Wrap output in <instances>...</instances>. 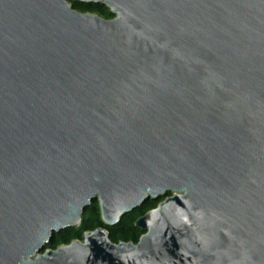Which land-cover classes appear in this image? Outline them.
Segmentation results:
<instances>
[{
  "label": "water",
  "instance_id": "obj_1",
  "mask_svg": "<svg viewBox=\"0 0 264 264\" xmlns=\"http://www.w3.org/2000/svg\"><path fill=\"white\" fill-rule=\"evenodd\" d=\"M0 264H264V0H0Z\"/></svg>",
  "mask_w": 264,
  "mask_h": 264
},
{
  "label": "trees",
  "instance_id": "obj_2",
  "mask_svg": "<svg viewBox=\"0 0 264 264\" xmlns=\"http://www.w3.org/2000/svg\"><path fill=\"white\" fill-rule=\"evenodd\" d=\"M71 4L74 8L81 11L90 9L104 17L111 15L105 5L100 2L84 3L79 1H72ZM154 200L147 199L139 207L132 209L128 213H125L115 226L109 228V238L112 241H117L119 239L135 241L141 230L133 225V220L138 214L142 213L146 209V207ZM100 223L101 221L98 217L95 205H89L87 206V209L83 211L82 220L78 225L74 227H66L53 232L49 242L45 245L53 247L57 241H68L74 236L78 237L82 230L93 228Z\"/></svg>",
  "mask_w": 264,
  "mask_h": 264
},
{
  "label": "flooded vegetation",
  "instance_id": "obj_3",
  "mask_svg": "<svg viewBox=\"0 0 264 264\" xmlns=\"http://www.w3.org/2000/svg\"><path fill=\"white\" fill-rule=\"evenodd\" d=\"M109 16H111V15H109ZM109 16H107V17H109ZM159 198H157V200H158ZM156 200V199H155ZM156 200V201H157ZM156 203V202H155ZM90 206H92V205H95V208H96V211H97V213H98V207H97V201H96V199L94 198V199H92L91 200V203L89 204ZM88 205V206H89ZM153 206V205H152ZM151 207V206H150ZM149 208V207H148ZM85 209H87V206L82 210V212H81V220H82V214H83V211L85 210ZM147 209V208H146ZM131 211V210H130ZM130 211H128V212H130ZM128 212H125V213H128ZM124 213V214H125ZM123 214V215H124ZM123 215H121L120 216V218L123 216ZM98 217H99V213H98ZM120 220V219H119ZM119 220L116 222V223H114V224H112V225H105V224H103L102 222L99 224V225H96V226H103L107 231L109 230V228L110 227H112V226H115L118 222H119ZM80 223V222H79ZM96 226H94V227H96ZM93 227V228H94ZM85 230V229H84ZM83 231V230H82ZM81 233V232H80ZM79 237V236H78ZM78 237H76V236H74V237H72V238H78ZM62 242H66V241H62ZM46 246V245H45ZM46 247H51V246H46Z\"/></svg>",
  "mask_w": 264,
  "mask_h": 264
},
{
  "label": "rangeland",
  "instance_id": "obj_4",
  "mask_svg": "<svg viewBox=\"0 0 264 264\" xmlns=\"http://www.w3.org/2000/svg\"><path fill=\"white\" fill-rule=\"evenodd\" d=\"M85 10H89V11H92V10H90V9H85ZM157 200V199H156ZM156 200H154V201H152L146 208H148V207H150V206H152V205H154L155 204V202H156Z\"/></svg>",
  "mask_w": 264,
  "mask_h": 264
}]
</instances>
